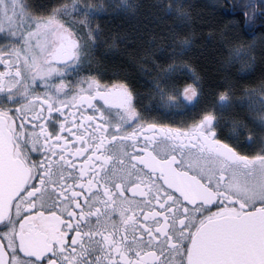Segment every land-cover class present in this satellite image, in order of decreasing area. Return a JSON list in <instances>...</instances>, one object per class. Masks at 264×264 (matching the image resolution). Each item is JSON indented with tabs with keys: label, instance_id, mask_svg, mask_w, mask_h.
<instances>
[{
	"label": "snow or ice",
	"instance_id": "6c2138e0",
	"mask_svg": "<svg viewBox=\"0 0 264 264\" xmlns=\"http://www.w3.org/2000/svg\"><path fill=\"white\" fill-rule=\"evenodd\" d=\"M243 7L264 18V0ZM99 10L0 0V264H264V137L241 145L237 123L226 142L228 93L172 127L127 82L92 75ZM172 42L175 56L189 45ZM155 92L200 103L193 85ZM249 108L264 131V100Z\"/></svg>",
	"mask_w": 264,
	"mask_h": 264
},
{
	"label": "trees",
	"instance_id": "16d2710c",
	"mask_svg": "<svg viewBox=\"0 0 264 264\" xmlns=\"http://www.w3.org/2000/svg\"><path fill=\"white\" fill-rule=\"evenodd\" d=\"M68 1L30 0L41 10ZM87 2L103 7L92 22L101 33L91 54L90 66L97 72L127 82L135 92L164 105L155 92L157 84L161 89L175 84L182 91L195 83L202 110L213 108L225 92L232 101L226 114L253 122L255 113L244 99L248 91L264 84V18L257 15L245 21L240 14L245 9L238 0ZM170 2L182 6L185 15L169 14L162 5ZM249 26L257 30H249ZM176 34L189 40L180 56L173 54ZM235 49H239L237 56L232 55ZM170 65H176L177 71L169 75Z\"/></svg>",
	"mask_w": 264,
	"mask_h": 264
},
{
	"label": "flooded vegetation",
	"instance_id": "af4514ba",
	"mask_svg": "<svg viewBox=\"0 0 264 264\" xmlns=\"http://www.w3.org/2000/svg\"><path fill=\"white\" fill-rule=\"evenodd\" d=\"M248 29L256 31L257 27L249 26ZM90 65H91V61H90ZM88 71L92 75L102 76L105 82H108L109 80H113L110 75L97 72L96 69H94L92 66H90ZM84 74L85 73H81V75H84ZM189 85H195V84L191 83ZM139 95L143 99V104L149 109V111L146 113V116H148L151 120H155V121L167 124L172 127H182L184 126L185 123H191L192 117L203 111L202 109L198 107L195 110H190L183 106L178 107V108H170L164 104L160 105V101L158 99H154L151 101L150 99H147L143 94H139ZM247 98L248 97L246 96L244 100L247 106H249L250 103L247 101ZM255 108L258 109V107H255ZM208 110H214V107ZM226 113L227 112H225V110L217 113L218 118L221 121L220 130H222L223 137L225 138L226 142H230L228 140L229 137H232L238 134V129L235 127V125L239 123L241 125H246V128L244 129V135L240 137V144L244 145L247 137L249 135H252L257 138L256 150L258 151L259 140L260 138L264 137V131H262L260 127H258V122L254 120L255 114H253L252 116V120H253L252 122V121H240L233 117L230 118V116ZM245 118H248V115ZM240 150L242 151V154H249L250 152H252V150L248 149L246 146Z\"/></svg>",
	"mask_w": 264,
	"mask_h": 264
},
{
	"label": "rangeland",
	"instance_id": "374dc122",
	"mask_svg": "<svg viewBox=\"0 0 264 264\" xmlns=\"http://www.w3.org/2000/svg\"><path fill=\"white\" fill-rule=\"evenodd\" d=\"M124 2H127V0H122ZM240 1V5L242 6L241 8L244 9V5L245 4H248V3H256L258 2V0H239ZM71 0L68 1V3H70ZM102 10H103V7H102ZM102 10H99L98 13H100ZM250 14V12H249ZM188 73H190L189 70H187ZM196 82V81H195ZM195 84V83H194ZM194 87H196L195 85H193ZM246 96L248 97L247 98V101L252 105V106H255V107H258L260 106V101L261 100H264V91L261 90V88L259 89H253V90H250L246 93ZM245 96V97H246ZM159 103V102H158ZM160 105H162V103L160 102Z\"/></svg>",
	"mask_w": 264,
	"mask_h": 264
},
{
	"label": "bare ground",
	"instance_id": "6f19581e",
	"mask_svg": "<svg viewBox=\"0 0 264 264\" xmlns=\"http://www.w3.org/2000/svg\"><path fill=\"white\" fill-rule=\"evenodd\" d=\"M239 1V0H238Z\"/></svg>",
	"mask_w": 264,
	"mask_h": 264
}]
</instances>
